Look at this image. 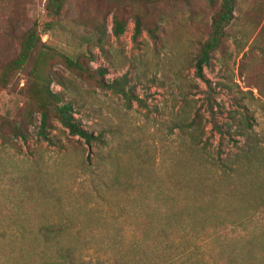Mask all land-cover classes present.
Instances as JSON below:
<instances>
[{
  "label": "rangeland",
  "instance_id": "374dc122",
  "mask_svg": "<svg viewBox=\"0 0 264 264\" xmlns=\"http://www.w3.org/2000/svg\"><path fill=\"white\" fill-rule=\"evenodd\" d=\"M135 1L124 6L116 37L115 5L104 0H66L56 20L46 0H0V62L35 22L41 42L72 58L85 54L125 91L52 64L51 90L100 135L88 144L55 119L45 137L38 115L26 123L29 65L0 88V118L27 133H0V264L30 259L43 232L101 264L116 253L123 264L146 263L167 246L170 255L199 247L188 264L264 263V0H236L202 77L196 57L220 0ZM141 9L158 27L155 39L146 21L132 38V10ZM248 214L260 223L252 240L234 224ZM214 228L225 238L207 241Z\"/></svg>",
  "mask_w": 264,
  "mask_h": 264
},
{
  "label": "trees",
  "instance_id": "16d2710c",
  "mask_svg": "<svg viewBox=\"0 0 264 264\" xmlns=\"http://www.w3.org/2000/svg\"><path fill=\"white\" fill-rule=\"evenodd\" d=\"M104 1L109 5H115V9L111 13V31L114 36L118 37L125 31L126 27L124 6L130 5L133 7L137 2L135 0ZM65 2L66 0H46L45 10L47 15L53 20H56ZM235 4L236 0H220L218 10L212 15L209 36L200 45L199 53L196 57L195 67L198 77H202V66L209 62L211 54L220 47L225 35V29L234 18ZM109 12L105 13L103 19H105ZM132 12L134 24L132 38L135 40L139 36L143 28V22L146 21L149 24L146 30L149 36L155 39L158 27L149 19L146 12L143 9L132 10ZM95 29L101 35V26L99 24H97ZM16 39L19 44L16 54L8 60L0 62V88L7 87L14 77L26 65H29L25 81V94L27 99L25 109L26 123H33L35 115H38L39 132L45 137L44 132L49 127L50 120L55 119L70 135L77 136L88 144L91 141L101 142L100 135L94 136L78 123L73 116L72 103L69 101L64 102L60 93L51 90L50 85L54 80L51 74L52 64L57 61L76 77L84 81L93 82L101 88L112 89L125 94L124 89L116 81L112 83L105 82L103 75L106 70L101 67L91 69L88 64L90 57L85 54H80L76 58H72L41 42L39 28L35 22L20 32ZM3 132H8L15 137L19 136L24 140L27 136L26 129L22 124L12 119L1 117L0 133ZM234 224L240 227L237 235L239 238L249 237L252 240L257 237L259 229L257 224L260 225V223L257 222V219H254L253 214L242 217ZM207 235V241H214L224 236L219 228H214ZM78 236L79 233L76 232L75 237ZM42 237V248L32 253L30 259H23L17 264H101L80 255V253L78 254L76 251L77 246L73 242L61 247L55 244L57 242L51 234L43 232ZM222 238L224 239L225 237ZM180 248L179 253L170 255L171 247L167 246L165 250H170V252L166 256L163 255L164 257L162 258H146V263L141 264H188L194 256L203 254L202 252L198 253L197 248L199 247L196 246L190 248L180 246ZM50 249L52 250L51 254L48 253ZM121 258H123L121 253H116L114 258L106 261V264H123L124 262L121 261Z\"/></svg>",
  "mask_w": 264,
  "mask_h": 264
}]
</instances>
